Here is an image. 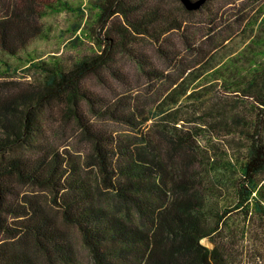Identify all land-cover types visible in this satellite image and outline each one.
<instances>
[{"label": "trees", "instance_id": "16d2710c", "mask_svg": "<svg viewBox=\"0 0 264 264\" xmlns=\"http://www.w3.org/2000/svg\"><path fill=\"white\" fill-rule=\"evenodd\" d=\"M0 2V59L5 61L38 37L39 18L67 5L65 0ZM100 8L102 16L117 14L124 22L100 53L67 69H47L41 87L0 98V230L11 237L31 235L47 254L58 253L60 264H75L58 223L40 202L15 191L14 183H26L56 193L61 221L77 227L93 264H235L216 239L232 214L256 218L264 227V61L242 75L234 71L236 57L230 53L202 64L200 42L183 34L186 51L201 59H184L164 40L157 50L169 63L165 71L136 37L183 31L184 20L150 0H104ZM256 16L261 28L264 4ZM259 38L248 46H257ZM119 54L136 64L157 99L127 94L107 99L84 85L88 74L104 83L101 69L126 83ZM204 76L222 78L226 89L242 92L250 101L227 106L219 97L209 103L208 88H197ZM182 100L196 112L205 107L198 119L215 132L213 137L236 136L237 144L210 153L202 143V128L184 130L176 125L175 111H168ZM51 101L59 103L88 141L82 159L46 140L39 109ZM101 120L125 126L129 133L118 134ZM202 238L212 247L203 245ZM0 264L36 263L23 248L2 241Z\"/></svg>", "mask_w": 264, "mask_h": 264}, {"label": "rangeland", "instance_id": "374dc122", "mask_svg": "<svg viewBox=\"0 0 264 264\" xmlns=\"http://www.w3.org/2000/svg\"><path fill=\"white\" fill-rule=\"evenodd\" d=\"M7 1L19 3L20 0H5ZM65 1L66 6L57 7L56 10L47 12L36 21L35 25L40 34L25 51L18 57H7V61L0 59V98L19 90L41 87L47 69L54 67L67 69L81 59L96 56L105 48L108 36H117L124 29V22L120 15L114 14L109 17L101 15L100 5L104 3V0ZM150 1L160 2L164 9L184 20L183 25L187 26L183 31L170 30L164 35H158L157 38L141 35L136 37L137 44L146 49L148 56L159 68L169 70L167 59L163 58L157 50L159 45L165 44L164 40L176 46L184 59H189L193 63L196 59H201L200 56L186 51L183 34L195 37L200 42L202 64L215 61L223 53H230L229 57H236L234 71L242 75L260 61H264V24L260 28L258 21L254 22L264 0H207L192 13L184 12L179 0ZM258 35L262 37L258 39V45L248 46ZM117 57L118 65L127 80L126 83L114 80L106 70L101 69L104 83L99 81L95 74H88L83 80L84 85L107 99L123 94L131 95L133 98L140 96L141 99H157V93L148 91V80L136 64L125 54H119ZM254 60L256 64L253 63ZM225 61L226 59L223 58L220 64ZM187 63L191 62L187 61ZM8 64L10 68L6 69ZM209 79L210 77H202L201 81L199 80L202 84L197 87L208 88L204 92L210 93L212 100L209 103L219 97H222L219 99L220 102L227 106L239 101H250V99L242 98L244 97L242 92L226 89L222 78ZM195 85L194 82L193 86ZM168 111H175L172 115L178 120L176 125L184 130L201 127L202 143L209 146L212 154L230 151V145L237 144L236 136L213 137L215 132L199 121L198 115L204 116L205 107L202 108V113L196 112L191 102L182 100L180 104L173 105ZM39 117L46 140L57 145L60 150L68 149L76 157H80L79 159H82L89 151L88 141L79 134L73 120L63 115L59 103L55 101L43 103L39 109ZM101 122L112 125V129L118 134L129 133L125 126L111 124L106 120ZM231 137L234 139L231 140ZM23 149L25 148H14L15 151ZM87 174L93 179L94 172L88 170ZM14 185L15 191H18L21 196L27 194L31 199L40 202L43 210L58 223L64 234V241L70 244L73 262L93 264L77 227L61 221L60 209L54 198L55 192L48 187L26 183H14ZM227 224L216 239L230 252L235 264H264V227L261 223L256 218H244L237 211L232 214ZM242 231L245 233L242 234ZM229 234H231L230 237H228ZM2 241L8 247L23 248L36 264H60L58 253L50 250L47 254L31 235L11 237L0 230V242ZM200 242L212 247L207 238H202Z\"/></svg>", "mask_w": 264, "mask_h": 264}, {"label": "water", "instance_id": "95a60500", "mask_svg": "<svg viewBox=\"0 0 264 264\" xmlns=\"http://www.w3.org/2000/svg\"><path fill=\"white\" fill-rule=\"evenodd\" d=\"M188 11L199 9L207 0H179Z\"/></svg>", "mask_w": 264, "mask_h": 264}]
</instances>
